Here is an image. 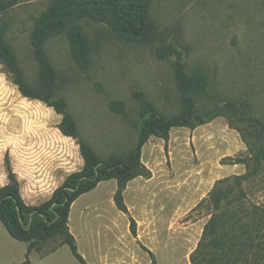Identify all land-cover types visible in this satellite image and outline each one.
<instances>
[{
    "label": "rangeland",
    "instance_id": "rangeland-1",
    "mask_svg": "<svg viewBox=\"0 0 264 264\" xmlns=\"http://www.w3.org/2000/svg\"><path fill=\"white\" fill-rule=\"evenodd\" d=\"M51 1L20 0L2 15L9 21L6 37L32 86L38 84V66L28 37L34 18ZM150 16L157 38L148 43L120 38L108 22H77L88 40L86 64L73 58L66 31L47 41L55 97L65 100L79 136L99 157L122 159L136 141L134 122L140 105L135 92H141L160 114L178 113L172 66L157 54L159 46L174 43L185 70L200 67L208 78L207 91L196 99L195 110L206 114L227 100L236 101L248 119L262 124L264 142V0H152ZM116 100L123 103L127 117L111 109ZM222 114L194 129L174 127L166 142L151 136L143 145L141 161L151 176L130 180L123 193L129 215L136 220V236L129 231L128 215L114 204L115 179L101 181L75 200L69 228L86 262L92 263L95 254L91 233H100L98 264H151L141 245L154 253L157 264H192L190 255L210 216L209 191L218 179L245 172L244 164H223L222 158L249 157V147L258 146L253 127L225 110ZM61 118L44 102L23 96L0 64V187L11 171L24 201L36 205L68 174L83 167L76 139L58 129ZM229 187L233 196L243 190L244 205L255 203L264 210V163L239 188ZM246 222L261 233L258 244L242 257L259 264L264 220ZM25 253L26 244L12 238L0 222V264H20ZM24 264L80 263L56 237L38 252L32 250ZM196 264L213 263L204 257Z\"/></svg>",
    "mask_w": 264,
    "mask_h": 264
},
{
    "label": "trees",
    "instance_id": "trees-1",
    "mask_svg": "<svg viewBox=\"0 0 264 264\" xmlns=\"http://www.w3.org/2000/svg\"><path fill=\"white\" fill-rule=\"evenodd\" d=\"M18 1L20 0H0V64L23 96L44 102L62 116L58 129L64 136L76 139L83 159V167L68 174L53 190L50 198L37 205L24 201L16 176L11 171L8 174V182L0 187V222L12 238L27 243L25 259L21 264L29 262L32 250L38 252L43 243L56 237L61 239V245L69 247L80 264H88L78 251L76 240L69 229V210L80 195L89 192L104 180L115 179L114 204L120 212L128 215L129 231L136 236V220L129 215L123 193L130 180L137 176H151V171L141 161L143 145L151 136L160 137L166 142L171 128L194 129L214 117L223 116V110L231 113L238 122L247 123L254 128V139L258 146L254 149L249 147V157L222 158L223 164H244L245 172L233 175L231 179H218L212 186L208 193L210 216L203 226L190 260L192 264H196L200 259L209 257V263L213 264H249V260L242 255L258 244L261 230L257 226H250L246 221L264 220V210L255 203L244 205L240 200L245 196L243 190L240 189L236 196H233L229 184L239 188L256 173L259 165L264 163L262 124L258 120L248 119L242 106L233 100H227L221 108L216 107L206 114L195 110L196 99L207 91V75L200 67H194L187 72L181 52L174 43H168L159 46L157 54L167 59L172 66L179 91V112L171 115L160 114L141 92H135L140 111L134 122L136 141L133 149L122 159L115 156L107 159L99 157L79 136L76 122L66 110L65 100L55 97V71L46 54V43L51 36L66 31L73 58L80 64H86L89 53L88 40L77 25V22L84 20L108 22L116 34L126 41L153 42L157 38V30L150 16L152 0H52L45 10L34 18L28 37L38 66L37 86H32L25 78L13 46L6 37L9 21L2 15ZM171 55H174V58L170 60ZM111 109L127 117L121 101H112ZM230 127L233 128L232 125ZM240 139L249 145L242 135ZM222 184H226V188H223ZM141 247L148 253L151 264H157L154 253L144 245ZM261 258L263 259L258 263L264 264V253Z\"/></svg>",
    "mask_w": 264,
    "mask_h": 264
},
{
    "label": "crops",
    "instance_id": "crops-1",
    "mask_svg": "<svg viewBox=\"0 0 264 264\" xmlns=\"http://www.w3.org/2000/svg\"><path fill=\"white\" fill-rule=\"evenodd\" d=\"M174 128V127H173ZM172 129V128H171ZM170 132V131H169ZM144 163V162H143ZM144 165L148 168V166H147V164L146 163H144ZM230 165V164H229ZM234 165H238V164H234ZM149 169V168H148ZM136 178V177H135ZM17 179V178H16ZM64 180V179H63ZM63 180H62V182H63ZM18 181V180H17ZM61 182V183H62ZM101 182V181H100ZM99 182V183H100ZM19 183V182H18ZM60 183V184H61ZM59 184V185H60ZM58 185V186H59ZM98 185V184H97ZM96 185V186H97ZM57 187V186H56ZM56 187H54V189L56 188ZM116 188V187H115ZM54 189H52L51 191H50V195L48 196V198L47 199H49L50 198V196L52 195V192H53V190ZM94 189V188H93ZM19 190H20V186H19ZM41 191H43V190H41ZM91 191V190H90ZM42 193V192H41ZM87 193V192H86ZM22 196V195H21ZM81 196V195H80ZM23 198V197H22ZM79 198V197H78ZM46 199V200H47ZM75 202V201H74ZM73 202V203H74ZM72 203V204H73ZM27 204H29V203H27ZM71 204V205H72ZM30 205H35V204H30ZM37 205V204H36ZM71 207V206H70ZM118 210V209H117ZM119 211V210H118ZM69 212H70V210H69ZM68 226H69V218H68ZM70 229V228H69ZM71 231V233L73 234L74 232L72 231V229L70 230ZM74 236V235H73ZM91 236H92V239H93V241H92V246L94 247L95 246V248H94V251H95V254H94V256H93V261H92V263H88V264H98L100 261H101V235H100V233L97 235V236H95L93 233H91ZM75 238V237H74ZM22 242V241H21ZM25 244H26V250H27V243L26 242H24ZM97 246V247H96ZM32 252V251H31ZM31 254V253H30ZM45 256V255H44ZM85 259V258H84ZM86 260V259H85ZM21 264V263H20Z\"/></svg>",
    "mask_w": 264,
    "mask_h": 264
},
{
    "label": "water",
    "instance_id": "water-1",
    "mask_svg": "<svg viewBox=\"0 0 264 264\" xmlns=\"http://www.w3.org/2000/svg\"><path fill=\"white\" fill-rule=\"evenodd\" d=\"M222 104V102L220 103V105ZM204 118H206V116H204ZM262 142H263V140H262Z\"/></svg>",
    "mask_w": 264,
    "mask_h": 264
}]
</instances>
